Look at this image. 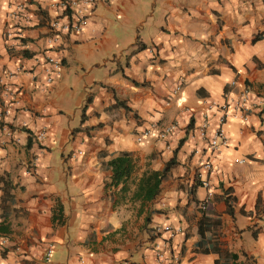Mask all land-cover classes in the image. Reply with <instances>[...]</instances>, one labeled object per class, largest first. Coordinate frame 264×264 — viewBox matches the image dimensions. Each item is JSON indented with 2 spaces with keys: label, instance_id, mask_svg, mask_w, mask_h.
<instances>
[{
  "label": "crops",
  "instance_id": "crops-1",
  "mask_svg": "<svg viewBox=\"0 0 264 264\" xmlns=\"http://www.w3.org/2000/svg\"><path fill=\"white\" fill-rule=\"evenodd\" d=\"M9 1L0 0V177L12 202L0 216V264H156L155 243L164 264H264V0H97L86 25L50 50L61 63L50 83L41 53L52 0H29V23L6 39ZM243 88L246 119L229 117L226 145L210 151L197 136L203 115L208 135L216 125L207 105ZM121 153L133 171L113 185L107 163ZM171 159L156 194L136 196ZM202 216L216 252L195 249ZM163 226L178 232L168 238Z\"/></svg>",
  "mask_w": 264,
  "mask_h": 264
},
{
  "label": "built area",
  "instance_id": "built-area-1",
  "mask_svg": "<svg viewBox=\"0 0 264 264\" xmlns=\"http://www.w3.org/2000/svg\"><path fill=\"white\" fill-rule=\"evenodd\" d=\"M97 0H52L51 5L55 10V16L49 17L45 24V37L46 46L42 53V61L47 66V77L45 82L50 83L52 76L58 75L61 69L60 60L55 58L51 54L50 50L54 47L56 42L64 34L73 32L78 33L87 23L86 14L93 8ZM109 2L111 0H103ZM29 0H10L7 6V18L8 25L4 30V37L10 39L13 35L19 32V24H28L29 18L26 13V6ZM18 71V70H16ZM12 74L9 75L11 77ZM232 82L231 84H233ZM180 91V85L174 87L170 92L169 97H175ZM16 94V93H15ZM249 92L243 88L241 92L234 98L233 101H225L222 104H208L207 110L213 111L216 114V125L212 132L208 135L209 121L206 115H203L202 122L197 128V136L204 139L207 143L210 151H216L221 146H225L227 143V137L223 131V125L225 121L234 114H237L241 120L246 119L248 111ZM172 126H165L157 135L158 140H164L166 135L172 130ZM4 130V129H3ZM148 131H143L141 135L137 136V140H140L141 136H146ZM44 132H39L36 135L38 141L43 140ZM79 153V152H78ZM32 165V164H31ZM33 166L27 164V171H31ZM201 168L205 171L210 169L208 163L201 165ZM200 185L205 188V199L209 200L212 196L208 182L206 180L200 181ZM203 205H200V209H203ZM261 221L264 224V216L261 217ZM162 232L167 234L168 238L173 237L178 232V229H172L169 226H163ZM5 238L0 239V244L5 243ZM164 243H155L153 245V253L156 264H164ZM52 248L46 247L44 251V259L48 260L51 254Z\"/></svg>",
  "mask_w": 264,
  "mask_h": 264
},
{
  "label": "trees",
  "instance_id": "trees-1",
  "mask_svg": "<svg viewBox=\"0 0 264 264\" xmlns=\"http://www.w3.org/2000/svg\"><path fill=\"white\" fill-rule=\"evenodd\" d=\"M261 34H257L252 42L257 41L261 38ZM143 45L137 44L135 51L143 49ZM90 101L89 98H87V103ZM174 164V161L171 159L169 160L162 171L160 172H152L147 177H142L138 182V188L136 196L142 195L143 200L148 201L150 200L157 192V188L159 185V181L161 178L164 177L165 173L168 171L169 167ZM108 167L111 171V177H110V183L113 185H117L119 183H125L128 178L130 177L134 163L128 153H121L120 155L116 156L115 158L111 159L107 163ZM0 183H1V197H0V216L2 219L5 218L6 211L8 210V207L10 206L12 202V196L10 191L12 190V185L10 182L3 177H0ZM225 205H226V211L227 213H231V207L229 198L224 199ZM59 212L60 208L59 206L55 207V211L52 215V221H58L59 219ZM203 217V216H202ZM208 223L206 222L205 218H201L198 221L197 225V234L199 236V240L195 244V249L197 252L206 254L208 252H216L218 249L211 246L210 248H206L204 243V232L209 231Z\"/></svg>",
  "mask_w": 264,
  "mask_h": 264
}]
</instances>
